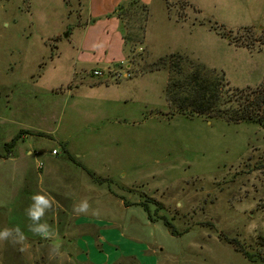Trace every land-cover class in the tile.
Here are the masks:
<instances>
[{
    "label": "rangeland",
    "instance_id": "1",
    "mask_svg": "<svg viewBox=\"0 0 264 264\" xmlns=\"http://www.w3.org/2000/svg\"><path fill=\"white\" fill-rule=\"evenodd\" d=\"M103 1L110 10L120 0ZM190 1L199 12L176 24L167 1L155 0L149 51L139 64L126 57L115 65L133 73L115 82L91 69L105 49L119 56L121 26L97 25L84 43L90 0H0V157L16 147L29 168L27 178L21 166L1 168L16 181L13 194L2 186L0 229L20 227L26 250L0 242V264H264V127L175 113L165 97L168 71L138 74L187 53L234 87L260 86L264 0ZM168 4L176 11L180 1ZM130 15L133 30L143 13ZM209 22L223 26L225 38ZM247 27L244 40L261 51L230 43L244 41L238 31ZM40 191L54 200L41 220L61 245L51 256L52 242L29 230L25 212ZM83 199L89 212L74 213ZM232 240L263 259L248 261Z\"/></svg>",
    "mask_w": 264,
    "mask_h": 264
},
{
    "label": "trees",
    "instance_id": "2",
    "mask_svg": "<svg viewBox=\"0 0 264 264\" xmlns=\"http://www.w3.org/2000/svg\"><path fill=\"white\" fill-rule=\"evenodd\" d=\"M167 10L171 18H175L180 24H186L189 21V11L199 12L190 0L180 1L179 8L176 11L168 4ZM132 9H137L143 13V18L134 22L133 30L126 27L127 19L131 16ZM174 11V12H173ZM114 15L119 19L127 57L132 62L139 64L144 59L147 50L143 49L142 53H137L138 47L145 46V39L148 24L150 21V9L148 5L141 3L139 0L119 6ZM138 25L136 34L129 33ZM197 23H193L195 27ZM198 25H206L205 22L199 21ZM210 30L214 31L221 38H225L227 30L218 23L209 22ZM253 28H242L238 31L240 39H248L252 35ZM247 35V36H246ZM242 36V37H241ZM246 36V37H245ZM238 48H244L248 51H261V48L255 47V41L230 42ZM145 53V54H144ZM171 53L161 57L157 61L147 64L138 74H150L167 70L169 80L165 90L166 101L175 113L189 117L202 116L208 120H223L229 124L253 123L264 127V82L257 87L238 88L231 85L227 80L225 73L216 69L209 68L199 61L193 59L187 53ZM131 66V65H130ZM16 144V139L12 142ZM165 225H171L166 222ZM172 235L176 236L171 232ZM234 245L237 252L250 262L256 259H263L261 252H248L235 240L228 241ZM264 248V240L258 244Z\"/></svg>",
    "mask_w": 264,
    "mask_h": 264
},
{
    "label": "crops",
    "instance_id": "3",
    "mask_svg": "<svg viewBox=\"0 0 264 264\" xmlns=\"http://www.w3.org/2000/svg\"><path fill=\"white\" fill-rule=\"evenodd\" d=\"M131 0H120L118 4H115L113 7H111L110 10L107 9L106 5L104 4V1L102 0H90L89 2V7L87 10V18H85V22H84V29L86 31V36L84 39V43L87 42L90 39L89 36V32L96 28V26L98 25H103L105 26L106 29H108L111 24L113 26H115L116 30H119L120 27V21L119 19L114 15V13L117 11V9L119 8V6L124 5L128 2H130ZM141 3L148 5L149 9H150V19L152 16V10L151 7L154 4L155 0H139ZM163 2V0H161ZM165 5V2H163ZM102 4L104 6H102ZM88 5V3H87ZM165 10H166V16L168 18V20L170 22H174L176 24H180L176 21L175 18H171L168 10H167V6L165 5ZM100 8V9H99ZM107 10V13H96L95 10ZM151 21V20H150ZM149 21V23H150ZM88 22V23H87ZM149 26V24H148ZM147 34H148V28H147V33H146V39H145V46H146V50H148L147 48ZM85 47V45H84ZM84 48L81 47V54L84 55ZM149 51V50H148ZM118 52H119V56H114L113 54L109 55V50L105 49L104 51V56L102 58H100L97 61H92L94 64H96V67H93L91 69V71L93 72L94 70H108V69H112L113 67H115V65H119V64H123L126 57H127V53H126V48H125V42L123 37L120 35V41L118 43ZM150 54V52H149ZM151 56V55H150ZM105 58V59H103ZM84 63L88 64V62H83L81 65H84ZM91 63V62H89ZM128 66V65H127ZM85 67V65H84ZM131 67V66H128ZM114 69V68H113ZM131 69L129 68V71ZM86 72V71H85ZM131 73V72H130ZM88 73L86 72V75ZM140 76H143L144 74H139ZM133 78V73H131V78ZM113 80V79H112ZM114 81V80H113ZM105 84L109 85V81H106ZM23 138V137H22ZM21 138V139H22ZM16 147L12 150V152H8V155H1L0 157V195L3 196L4 192L2 189V186H7L9 188H11L12 192H9L10 194H13V184L16 181V177L14 175L8 176V172H4V170H2L1 168L3 167H9L10 169H12L13 171L16 170L17 167L21 166V168L25 171V177L27 178V175L29 173V168L28 165L26 164V162L28 161L27 158L26 160H22L19 155L16 153ZM34 155L33 151H29L28 156L29 158H31ZM58 155V154H57ZM55 156V155H54ZM22 161V162H21ZM55 170V168H54ZM44 171V170H43ZM26 183L28 182V180H25ZM2 207H5L2 205ZM10 209L12 207V204L9 205ZM8 207V209H9Z\"/></svg>",
    "mask_w": 264,
    "mask_h": 264
},
{
    "label": "clouds",
    "instance_id": "4",
    "mask_svg": "<svg viewBox=\"0 0 264 264\" xmlns=\"http://www.w3.org/2000/svg\"><path fill=\"white\" fill-rule=\"evenodd\" d=\"M31 203L25 209L26 215L32 221L29 230L42 239L51 241L50 256L52 253H59L61 248L60 243L56 240V234L51 230L47 223H41L46 212L53 207L54 200L49 198L47 193L42 191L34 193L30 197ZM90 209V204L87 199L81 200L74 204L73 211L76 214H87ZM0 242H9L13 246L20 245L19 251L26 250V237L20 227L0 229Z\"/></svg>",
    "mask_w": 264,
    "mask_h": 264
},
{
    "label": "built area",
    "instance_id": "5",
    "mask_svg": "<svg viewBox=\"0 0 264 264\" xmlns=\"http://www.w3.org/2000/svg\"><path fill=\"white\" fill-rule=\"evenodd\" d=\"M126 68H127L126 71H124V69H118V68L108 69V70H94L93 75L94 77L97 78H103L105 77V75H107L110 76L111 79H113L115 82H120L125 79L131 78L129 67L127 66ZM53 154L57 155V152L54 151Z\"/></svg>",
    "mask_w": 264,
    "mask_h": 264
},
{
    "label": "water",
    "instance_id": "6",
    "mask_svg": "<svg viewBox=\"0 0 264 264\" xmlns=\"http://www.w3.org/2000/svg\"><path fill=\"white\" fill-rule=\"evenodd\" d=\"M69 36V33L65 35V38H67ZM227 40H229V38H227Z\"/></svg>",
    "mask_w": 264,
    "mask_h": 264
}]
</instances>
